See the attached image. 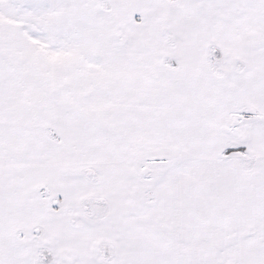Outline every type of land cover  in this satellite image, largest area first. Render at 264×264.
I'll return each instance as SVG.
<instances>
[{"label": "snow or ice", "instance_id": "1", "mask_svg": "<svg viewBox=\"0 0 264 264\" xmlns=\"http://www.w3.org/2000/svg\"><path fill=\"white\" fill-rule=\"evenodd\" d=\"M0 264H264V0H0Z\"/></svg>", "mask_w": 264, "mask_h": 264}]
</instances>
